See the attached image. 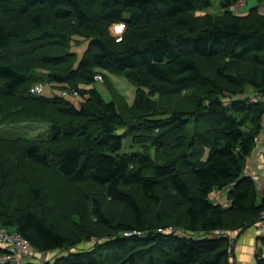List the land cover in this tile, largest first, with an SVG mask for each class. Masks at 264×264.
<instances>
[{"label": "trees", "instance_id": "trees-1", "mask_svg": "<svg viewBox=\"0 0 264 264\" xmlns=\"http://www.w3.org/2000/svg\"><path fill=\"white\" fill-rule=\"evenodd\" d=\"M236 1L0 0V126H48L0 136V228L60 253L45 264H234L233 241L208 235L253 230L264 211L244 170L263 130L264 14ZM104 73L132 83L130 106ZM43 82L59 93L30 94Z\"/></svg>", "mask_w": 264, "mask_h": 264}, {"label": "rangeland", "instance_id": "rangeland-1", "mask_svg": "<svg viewBox=\"0 0 264 264\" xmlns=\"http://www.w3.org/2000/svg\"><path fill=\"white\" fill-rule=\"evenodd\" d=\"M248 4V5H247ZM252 0H246V3L239 8V11L237 14H239V12H242V8L245 9L246 11L251 8L253 6ZM247 6V7H246ZM240 12V13H241ZM125 30V27L123 24H116L113 25L110 33L112 34V36H114L117 40H119L123 34ZM88 47V40L87 39H82L79 42H73L70 46V51L75 55L76 60L79 61L81 59V57L83 56V53L85 52V50ZM102 73H100L99 75H101ZM105 76L107 77L108 81H110V83L113 85L114 90L122 95L125 98V102L127 103V105L130 106V104L133 101V97H134V91H135V87L132 85L131 82H129L126 77L124 76H118V75H112L109 73H104ZM95 87L98 89V91L101 93V95L103 96V98L106 101H109L110 95L108 90L104 87V85L102 83H95ZM63 91H67V90H62L60 91V93H62ZM59 93V89H53L52 87H47L44 89L42 95L49 97L52 94H57ZM75 100H73L72 98H69L76 106L78 105V103L80 102L79 99L77 98V96H72ZM77 98V99H76ZM47 128L48 126L46 124L43 123H25V124H20V125H11V126H0V136H14V135H23L25 137H29V138H44L47 135ZM126 141H124L125 143ZM124 151H129L127 149H123ZM140 150V149H139ZM258 192H260V194H262V197L264 196V192L263 190L260 188L258 189ZM214 194H211L210 198L213 201H221L222 196H218L215 199ZM261 196V195H260ZM224 201L222 202V205L226 202V199L223 198ZM103 207H113L112 204L105 200L102 199L101 201ZM64 212L62 211V209L58 208L55 209L51 214H50V222L53 223L59 230H62L64 228ZM250 229V228H249ZM253 230L255 231V229L253 228ZM249 231H252V229H250ZM232 233V232H231ZM256 233V232H255ZM232 235H234V237L236 238L238 235V232H234L232 233ZM256 238V237H255ZM93 243L91 242H86V241H82L74 250L76 251H80V250H87L88 248H91L93 245ZM257 249H261L257 247V239H256V246L254 248V253L257 252ZM260 253H262V256H264V248L259 250ZM230 254H232V251L230 252ZM55 255H60L59 252H52V253H47V254H41V253H37V256L42 260L43 264L48 263L45 260L47 258H51Z\"/></svg>", "mask_w": 264, "mask_h": 264}, {"label": "built area", "instance_id": "built-area-1", "mask_svg": "<svg viewBox=\"0 0 264 264\" xmlns=\"http://www.w3.org/2000/svg\"><path fill=\"white\" fill-rule=\"evenodd\" d=\"M246 3V0H237L234 4L229 6V11L232 13H237L239 8H241ZM94 81L96 83H102L103 78L101 75L96 74L94 76ZM50 87L48 83H37L30 88V94L39 96L42 94L45 88ZM76 96L77 92L73 90H67L60 93L62 97L68 96ZM263 127H264V117H263ZM257 154V153H256ZM246 174L251 177L257 184L259 181V175L255 171L246 170ZM254 229L256 232L257 239L264 237V211L261 212L260 217L256 224L254 225ZM169 232H175L179 234L180 232H176L171 228L166 229ZM130 235V234H125ZM209 237H221L228 236L230 241H233V235L231 232L226 231H216L212 232L208 235ZM234 242V241H233ZM232 242V243H233ZM258 248L263 249V246L258 243ZM0 248L4 251L3 254L0 255V264H43L42 260L37 256V253L33 249V247L27 242L25 238H23L18 233L13 231H8L6 229L0 228ZM233 250V247L229 248V252ZM42 254V253H41ZM57 255L47 258L45 261L49 262L53 260ZM233 261L234 258L231 257Z\"/></svg>", "mask_w": 264, "mask_h": 264}, {"label": "crops", "instance_id": "crops-1", "mask_svg": "<svg viewBox=\"0 0 264 264\" xmlns=\"http://www.w3.org/2000/svg\"><path fill=\"white\" fill-rule=\"evenodd\" d=\"M252 2L255 3V4H253V6H258L259 11L262 14H264V0H261V2H259V0H252ZM248 3H249V0H248ZM243 8L241 9L242 12L240 11L241 13L239 12L238 15H244L247 13L248 10L246 11ZM238 11H237V13H238ZM245 168L247 171L248 170L255 171L259 175V181H258L257 187H259V189L261 188L264 192V127H263L262 132L258 136L254 151L252 152L250 157H248L246 160ZM245 174H246V172H245ZM212 194H214L215 199L218 196H222V199L220 202L214 201L217 204H222V202L224 201L223 198L226 199V192L225 191L224 192L223 191L222 192H213ZM260 195L262 197V194H260ZM256 239H257V236H256V233L254 230H252V231L246 230L242 234L239 233L237 235L234 242L232 243L233 258H234L236 264H255L254 248L256 246Z\"/></svg>", "mask_w": 264, "mask_h": 264}, {"label": "bare ground", "instance_id": "bare-ground-1", "mask_svg": "<svg viewBox=\"0 0 264 264\" xmlns=\"http://www.w3.org/2000/svg\"><path fill=\"white\" fill-rule=\"evenodd\" d=\"M183 230V229H182ZM232 252H233V250H232ZM232 255V254H231Z\"/></svg>", "mask_w": 264, "mask_h": 264}]
</instances>
